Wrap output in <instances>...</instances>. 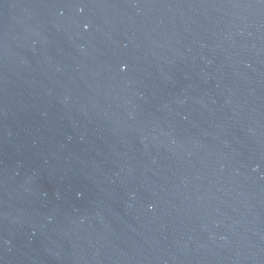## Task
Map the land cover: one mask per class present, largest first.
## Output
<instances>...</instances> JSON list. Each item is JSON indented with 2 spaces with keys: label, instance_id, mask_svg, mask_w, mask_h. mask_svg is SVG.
<instances>
[{
  "label": "water",
  "instance_id": "obj_1",
  "mask_svg": "<svg viewBox=\"0 0 264 264\" xmlns=\"http://www.w3.org/2000/svg\"><path fill=\"white\" fill-rule=\"evenodd\" d=\"M0 264H264V0H0Z\"/></svg>",
  "mask_w": 264,
  "mask_h": 264
}]
</instances>
